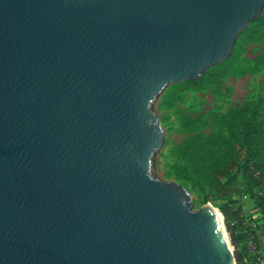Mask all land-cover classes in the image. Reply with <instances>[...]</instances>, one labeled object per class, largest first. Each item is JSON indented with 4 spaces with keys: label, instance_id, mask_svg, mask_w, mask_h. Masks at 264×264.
I'll return each instance as SVG.
<instances>
[{
    "label": "water",
    "instance_id": "obj_1",
    "mask_svg": "<svg viewBox=\"0 0 264 264\" xmlns=\"http://www.w3.org/2000/svg\"><path fill=\"white\" fill-rule=\"evenodd\" d=\"M263 13L264 0H0V264H235L223 216L154 178L152 105Z\"/></svg>",
    "mask_w": 264,
    "mask_h": 264
},
{
    "label": "trees",
    "instance_id": "obj_2",
    "mask_svg": "<svg viewBox=\"0 0 264 264\" xmlns=\"http://www.w3.org/2000/svg\"><path fill=\"white\" fill-rule=\"evenodd\" d=\"M264 30V13L250 23L240 34L233 53L218 65L209 67L199 78L171 85L165 92L161 107L172 108L173 103L188 91L232 75L236 57L244 44L261 35ZM179 128L188 132L182 141L171 145L165 177L183 185L186 189L199 192L203 203L211 202L225 221L233 246L235 264H253V257L245 244L250 233L235 235L244 229L240 217L238 199H227L225 192L233 187L238 168H244L247 178L263 191L256 196L258 208L264 218V119L253 103L233 108L226 115H217L225 133H202L191 131L193 120L176 111ZM167 143L164 141V145ZM225 198L222 204L217 201ZM252 242L259 249L257 236Z\"/></svg>",
    "mask_w": 264,
    "mask_h": 264
},
{
    "label": "rangeland",
    "instance_id": "obj_3",
    "mask_svg": "<svg viewBox=\"0 0 264 264\" xmlns=\"http://www.w3.org/2000/svg\"><path fill=\"white\" fill-rule=\"evenodd\" d=\"M234 49L235 46L233 51ZM239 52L232 69V75L223 77L200 89L186 92L173 103L172 108L161 107L165 92L170 86L153 103L152 110L167 143L155 154L152 160L154 178L173 182L165 177L166 165L169 160L168 151L171 145L179 143L188 135V132L179 128V118L176 111L193 120L191 131L208 134L225 133L216 116L226 115L233 108L242 107L248 103H253L264 119V30L260 36L245 43ZM237 171L238 176L235 185L229 188L224 195L227 199H238L244 229L237 231L235 235H243L245 231L250 233L251 236L242 245L245 246L246 244L247 247L253 248L252 234L257 237L259 235L264 241V218L255 199L256 196L261 195L263 190L254 186V183L247 178L242 166ZM262 187L264 188V184ZM187 191L191 196L190 202L193 210L197 211L204 205L214 207L211 202L203 203L202 196L198 191L194 192L189 188ZM224 201L225 198L216 203L222 204ZM223 222L229 244L233 250L224 219Z\"/></svg>",
    "mask_w": 264,
    "mask_h": 264
},
{
    "label": "built area",
    "instance_id": "obj_4",
    "mask_svg": "<svg viewBox=\"0 0 264 264\" xmlns=\"http://www.w3.org/2000/svg\"><path fill=\"white\" fill-rule=\"evenodd\" d=\"M248 252L253 257V264H264V259L255 246L253 248L248 247Z\"/></svg>",
    "mask_w": 264,
    "mask_h": 264
},
{
    "label": "crops",
    "instance_id": "obj_5",
    "mask_svg": "<svg viewBox=\"0 0 264 264\" xmlns=\"http://www.w3.org/2000/svg\"><path fill=\"white\" fill-rule=\"evenodd\" d=\"M257 240H258V246H259L258 250L264 259V241L261 239V237L259 235L257 237Z\"/></svg>",
    "mask_w": 264,
    "mask_h": 264
},
{
    "label": "bare ground",
    "instance_id": "obj_6",
    "mask_svg": "<svg viewBox=\"0 0 264 264\" xmlns=\"http://www.w3.org/2000/svg\"><path fill=\"white\" fill-rule=\"evenodd\" d=\"M210 207L212 208V210L214 211V213L216 214V216L218 217V219H219L220 222H221V221H222V215H221L220 211H219L217 208H214V207H212V206H210ZM227 249H228V253L230 254L232 248H231V246H229V244H228V246H227Z\"/></svg>",
    "mask_w": 264,
    "mask_h": 264
}]
</instances>
